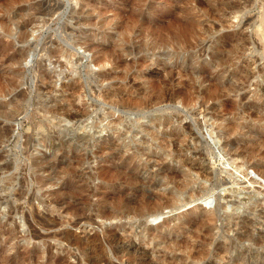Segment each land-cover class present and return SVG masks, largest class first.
Wrapping results in <instances>:
<instances>
[{
	"label": "rangeland",
	"instance_id": "374dc122",
	"mask_svg": "<svg viewBox=\"0 0 264 264\" xmlns=\"http://www.w3.org/2000/svg\"><path fill=\"white\" fill-rule=\"evenodd\" d=\"M126 1L0 0V264H130L136 258L141 264H242L214 255L198 261L174 250L166 256L154 233L142 237L136 217L106 219L102 213L122 211L124 201L157 199L156 193L173 189L171 175L183 177L186 157L154 145L160 140L143 127L158 134L163 129L160 136L171 133L172 139L190 128L193 139L178 143V149L193 148L186 151L191 154L199 147L213 174L194 184L198 198L147 221L148 228L163 226L158 236L184 238L188 227L199 229L217 199L226 205L221 213L232 216L237 204L238 212L247 209L248 193H255L244 187L264 190L251 168L244 176L230 164L221 139L211 132L215 121H230L240 150L264 151V51L254 35L264 0H239L242 10L228 14L226 26L200 19L204 23L186 40H178L168 20L197 19L196 1L176 0L175 11L168 0H150L156 11L144 14V25L108 21L115 10L129 14L121 11ZM107 6L110 11L101 14ZM156 96L165 103L151 105ZM136 104L145 108L133 111ZM123 141H131V148ZM132 145L156 146L149 152L154 157ZM156 156L164 161L157 163ZM115 171L122 178L132 172L140 185L128 190L124 180L107 181ZM251 177L261 185H250ZM109 232L118 234L114 242ZM214 233L222 242L233 236L225 228ZM132 252L133 260L127 255Z\"/></svg>",
	"mask_w": 264,
	"mask_h": 264
},
{
	"label": "bare ground",
	"instance_id": "6f19581e",
	"mask_svg": "<svg viewBox=\"0 0 264 264\" xmlns=\"http://www.w3.org/2000/svg\"><path fill=\"white\" fill-rule=\"evenodd\" d=\"M149 1L150 0H128L125 3L123 2L124 7H122L121 11L124 9V10L128 11L127 13H129V14L123 15L121 12H118L117 10H115L114 15L108 21H110L112 23H116V24L120 23V25H131V24H141V25L143 24L144 25V23L146 21V17H147L146 15H145L146 17H144V14L147 13L148 15H153V14H155V11H156V9L150 7V5L148 4ZM152 1L153 0H151V2ZM174 1H176V0H168L167 4L170 5V7L175 8V4H174L175 2ZM193 1H196V3H197V5L195 4L196 7L194 6V10H197V14H199V16H195L196 13L194 14V18H197V19L191 20V21H189L190 20L189 19L188 21H186V20H183L186 18L184 16L185 18H183V19L181 18L182 20H178V19H176V20H173V19L170 20L169 19L168 20L169 27L174 30L177 38H179L178 40H186L189 37H193L195 27L199 26V25L202 26L201 24L204 23L200 19H203V20L205 19V21H207L208 23H212V22L213 23H219L220 22L223 26H226V23H228V21L226 19L227 15L230 13L241 12L240 10H242L240 2H238L239 0H236V1L210 0L209 2H207L205 0L207 2L206 3L207 6L202 5V4H204L203 2H205V1H202V0L201 1L193 0ZM176 2H178V1H176ZM190 2H192V1H188V5L191 4ZM183 3H186V2L183 1L181 4L180 3H178V4L182 5ZM193 3H195V2H193ZM193 3H192V5H194ZM164 4H166V3H163V5ZM180 5H178V6H180ZM261 5L263 6V8H262L263 9V15H261L262 17H261V20H259L260 22L256 23V25H255L256 29H255L254 35H255V37H257L260 44H262V50L264 51V5L262 3H261ZM151 6H152V3H151ZM157 7H158V5H157ZM170 7H168V8H170ZM108 8H109L108 6L106 8H100L99 9L100 13L103 14V13L109 12L110 10ZM173 8H172V10H173ZM176 8H175V11H176ZM180 8L181 7H179V9ZM189 8H191V7H188L187 10L191 11ZM192 8H193V6H192ZM111 9H112V7H111ZM161 9H165L164 6L161 7ZM262 9H260V10H262ZM182 10H183V8H182ZM194 10L192 9L193 12H194ZM180 11H181V9H180ZM192 11L190 13H192ZM184 12H185V10H184ZM176 13L178 15V12H176ZM173 14H174V11H173ZM187 15H190V14H188V12H187ZM194 18L191 17V19H194ZM186 19H188V18H186ZM227 68H228V66H227ZM231 74H233V72H231ZM234 75H235V73H234ZM219 76H221V75H219ZM217 77H218V75H217ZM217 79H220V78L218 77ZM220 80L222 81V79H220ZM221 83H220V85H222ZM221 88L222 87H218V85H217V92H218L217 96H218V98L223 95L221 93V91H222ZM225 89H227V88H224V90ZM230 91H231V89H230ZM220 93H221V95H220ZM223 93H224V91H223ZM170 97H172V96H170ZM169 100L167 99V101H169ZM172 100L173 99L171 98V100L169 102H171ZM167 101H166V103H168ZM161 103H165V101L164 102L160 101V97L156 96L155 98L154 97L151 98V105H158ZM140 106H142L141 109L145 108L141 104H136V107H133V111L134 110L140 111ZM141 111H143V110H141ZM68 113H70V112H68ZM76 113H78V112H76ZM73 114H74V112H73ZM113 121L118 122L116 124H119V122L121 121V118L120 117L114 118ZM162 122H164V121H162ZM169 122H170V120H169ZM175 123H177V122H175ZM178 123H179V120H178ZM158 124H161V123H158ZM158 124H157V126H158ZM177 125L180 128V125L179 124H177ZM213 125L214 126H211L212 127L211 129H213L211 132H212V134L213 133L216 134V136H218L221 139L220 142H222L221 145L223 146V149L226 150L228 156H230L229 157L230 164H232V166L235 165L234 168H236L238 171L244 172V176L249 175L246 172V170L251 168L252 171L262 180V183H264V151L260 150V151H258V153H255V152L252 153V151L246 152V151L240 150L239 147H237L235 145V143L233 142L234 140L231 137L232 136L231 134L234 131V128L231 125L230 121H227V122H226V120H222L221 122L215 121L213 123ZM165 126L163 125L162 127L165 128ZM167 126H168V123H167ZM175 126H176V124H175ZM155 127H156V125H155ZM181 127H182V125H181ZM183 128H184V126H183ZM159 129H161V127H159ZM143 131L148 132L149 135H151V138L153 140H157V141L160 140V142H158V143H161V144H158V143L155 144L154 143V145H158V146L160 145L161 148L163 145L166 146V148H171V149L174 148V151H177V153L172 152L170 149H168V150L171 151L172 153H174L173 156L175 158H183V157L185 158L186 157V162L183 163V161H182L183 166H181L182 172L184 173V174L182 173L183 177H180V180H177L179 176H177L178 174L175 175L173 172L174 176L171 175L170 178L173 180L172 182L174 183V185H173L174 187L172 190L170 189L171 191L166 192L163 190L164 192L162 193L161 192L162 190H161L160 192L162 194L160 192L156 193L158 195L160 194V196L155 194L158 197H157V199L153 197L154 199H152V200L150 198L152 196L147 194V197L148 196H150V197L144 198V199L141 197V199H143V200L138 201L139 203H137V202L133 203L132 201H128V203H126L124 201L122 211L112 210V211H109L108 213H102L103 217H105L106 219H108V218L110 219V218H118L120 215H122V217H126L130 220H132L131 219V218H133L132 216L136 217L137 221H139V223H140V227L142 228V232H141L142 237L143 238H149L154 233V235L159 239L157 244L165 246V248H164L165 252L169 251V250H174L175 252L181 251L183 254L187 255V257H190V258L198 260V261H203L201 258H204L205 255H214L221 262L222 261L225 262V260H227L229 263L241 262L242 264H264V198L257 197L258 196L257 194H264V190H262L260 188L258 189L255 186L254 187L253 186H251V187L247 186L246 188L244 187V190H246V191H249L252 189H253V191H255L254 194L249 192L247 199L245 198L246 201L244 204L247 206V209H245L242 212H238V210H240L241 208H239L240 204H237L235 207L236 208L235 211H237V212L235 214H233L232 216H228V215L224 216V214H222L221 211L224 210L226 205H224L220 201V198H219L216 200V207L214 209L207 211L206 214H204L203 218L201 219V223H199V226H198L199 229L198 230L194 229V228H197V226L196 227H194V226L188 227V229L185 232L184 238H179L178 236H176V234L173 238L161 237L158 235L163 233V231H164L163 226H159L157 228H148L146 226V223L149 219L160 216L161 213L164 212V210H167V209H169L170 211L177 210L180 207H182L183 205H185L187 202L194 200L197 196L199 197L200 196L199 193H201V192L200 191L198 192L195 190L194 184L197 183V181L199 179L212 178L213 174L211 173L209 168H207L203 164V162H202L203 161V152L200 149L198 151L199 147L195 148L193 151H191V154L189 153L190 155L186 151H187V149H188V151H190L191 148L190 149H189V147L185 148L186 150L184 149L185 150L184 153H181L183 151L182 148H180L182 150L178 149V143H180V144L184 143L185 144L187 142V140L193 139V137L191 136V133H189L190 128H187L184 131V133L181 132L182 134H180V132L175 133L176 136L173 134V136L177 137V139L170 138V137H172L171 133H170V136L164 135L161 137L160 133L164 132L163 129H162V132H160L159 134L152 127H151V132H149L148 128H146V127H143ZM181 131H183V129ZM176 132H178V131H176ZM123 136H125V135H123ZM123 136H122V138L125 139L126 137L124 138ZM120 137H119V140L121 139ZM187 138H189V139H187ZM194 140H196V139H194ZM144 141L141 142L142 145L146 144ZM124 143H126V142H124ZM131 143H132L131 141L129 143H126V145H124V147L125 148L126 147L131 148ZM180 144H179V147H181ZM187 144H189V143H187ZM132 146H135L138 151H141V152L147 151L148 157L153 156V154L150 155L151 153H149V152H151L152 149H155V147H156V146L151 147L150 145H148L147 148L141 147V149H139L137 145H132ZM183 146H185V145H183ZM185 147H187V146H185ZM169 151H168V155H166V156L172 155V154H170ZM124 154H125V152H124ZM160 157H157V158L159 159ZM164 157H162V159L160 158V161L158 160V162L155 160V162L159 163V162L164 161ZM130 158H127V160H129ZM171 158H173V157H171ZM152 159H154V158H152ZM177 160L178 159H176V161ZM239 160H242V161L240 162ZM150 161H151V158H150ZM124 162H126V161H124ZM149 163L151 164V162H149ZM145 165H147V163ZM162 165L164 166L163 163H162ZM138 166L140 167L141 165H138ZM139 167H137V169H139ZM134 169H135V167H134ZM148 169H149V166H148ZM118 171H121V170H118ZM166 171L168 172V170H166ZM131 173L130 172L124 173V176H126L127 178L126 177L122 178V176L120 175L121 173L116 174V171H115V175H114V173L112 175L110 174L111 176L108 177L107 181H113L114 182L115 180L119 179L122 182V180H124L123 183L125 182L127 184V189L132 190L135 188V186L138 184V182L136 181V178H135L136 176L134 177L135 174L133 173L134 175L132 176ZM177 173H178V170H177ZM179 173H181V172H179ZM164 174H166L164 176L167 177V173H164ZM122 175H123V173H122ZM136 175H137V173H136ZM169 175H168V180H169ZM197 176H198V178H196ZM138 179L139 178H137V180ZM164 179H166V178H164ZM171 179H170V181H171ZM139 181H141V179ZM141 182H144V181H141ZM219 182H221V181H219ZM222 182H223V180H222ZM168 184H166V185H168ZM249 184L250 185L260 184L261 185V182L259 180H257L256 178L251 177V178H249ZM138 185H140V184H138ZM262 186H263V184H262ZM136 188H137V186H136ZM144 189H146V188H144ZM144 189H142V190H144ZM140 194L143 195L142 193H140ZM153 196H154V194H153ZM206 199H207V197H206ZM207 200H209V198ZM235 203H237V202H235ZM219 223H221L220 226L218 225ZM218 228H225L227 231H229V233H233V236H231L229 238L225 237V242L218 240L216 233H214V230H216ZM67 234H68V231H67ZM108 234H109L108 238H110L113 242L116 240V238L118 236V234H115V232H109ZM61 236H59V237L62 239ZM67 241H69V240L67 239ZM245 242H247V246L244 249V251L241 252L239 249L241 248V244H246ZM233 249L237 253V255L235 257H232L230 255V253H232L231 251ZM174 251H172V252L174 253ZM169 253L170 252H166L164 254L167 256V255H169ZM134 254H135V252L127 253V255H129L132 258V260L134 259V257H136V256H134ZM141 254H142V252H141ZM174 254L177 255L176 253H174ZM171 256H173V255H171ZM176 257H178V256H176ZM51 258H54V257H51ZM139 259L140 258H136L135 262L130 263V264H141V263H139ZM28 261H30V260H28ZM0 262H1V260H0ZM53 262H54V260H53ZM61 263H63V261ZM31 264H35V263H31ZM44 264H48V263H44Z\"/></svg>",
	"mask_w": 264,
	"mask_h": 264
}]
</instances>
